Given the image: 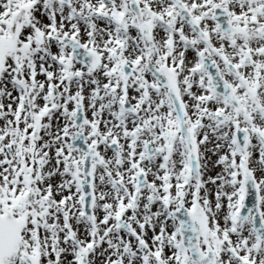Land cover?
Listing matches in <instances>:
<instances>
[{"label": "snow or ice", "instance_id": "snow-or-ice-1", "mask_svg": "<svg viewBox=\"0 0 264 264\" xmlns=\"http://www.w3.org/2000/svg\"><path fill=\"white\" fill-rule=\"evenodd\" d=\"M0 264H264V0H0Z\"/></svg>", "mask_w": 264, "mask_h": 264}]
</instances>
